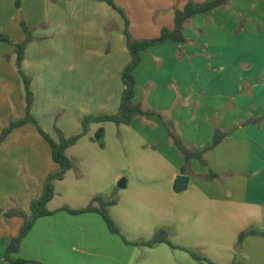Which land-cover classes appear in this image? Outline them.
Returning <instances> with one entry per match:
<instances>
[{"label": "crops", "instance_id": "crops-1", "mask_svg": "<svg viewBox=\"0 0 264 264\" xmlns=\"http://www.w3.org/2000/svg\"><path fill=\"white\" fill-rule=\"evenodd\" d=\"M18 1L19 5L17 0H0V32L23 42L26 35L20 15L32 29L34 40L26 47L22 71L31 78L32 115L38 124L53 138L46 118L51 121L55 116V94L61 97L59 109L66 110L61 118L66 122L61 127L65 136L80 133L79 121L88 113H117L125 88L122 73L131 60L120 13L104 0ZM188 1H174L171 7L182 9ZM82 20L89 26L101 24L98 32H84L83 42L77 27ZM49 22L52 27L47 29ZM68 23L70 27H65ZM106 23L115 28L108 34L102 31ZM160 23L161 29H172L174 15L168 14ZM184 33L183 43L168 39L142 52L134 69V100L172 120L190 147L209 145L218 129L226 136L206 154L207 165L198 159L186 164L158 116L134 115L129 125H134L138 141L144 144L147 164L160 173L136 178L128 206L120 210L131 229L113 216L129 242L149 240L158 229L166 228L177 247L133 245L112 233L96 211L62 210L89 203L51 207L57 184L70 169L64 179L55 181V196L48 203L54 213L36 221L16 256L44 264H199L186 248L218 264H264V0H231L225 8L199 13ZM136 34L132 36H153ZM51 40L64 44L51 49L58 63L47 59ZM16 59L15 45L0 40V133L10 119L23 116L26 105ZM93 140L89 127L66 151L70 157L82 144L76 152L79 161L93 157L88 188L80 177L71 190L82 202L88 198L90 202L95 195L111 199L113 184L124 180L119 174L111 183L105 176L106 154ZM58 169L49 143L34 123L14 129L0 143V208L29 213L31 201L41 195L47 177ZM179 175L188 176L189 181L185 190L176 192ZM124 182L126 188L129 180ZM125 197L121 194L110 210L120 207ZM22 224L21 217L6 219L0 212V264H11L4 252Z\"/></svg>", "mask_w": 264, "mask_h": 264}, {"label": "trees", "instance_id": "trees-1", "mask_svg": "<svg viewBox=\"0 0 264 264\" xmlns=\"http://www.w3.org/2000/svg\"><path fill=\"white\" fill-rule=\"evenodd\" d=\"M114 9L118 10L122 17L125 19V27L123 33L127 38V48L131 55V60L124 67L122 73V79L125 85L123 90L119 110L115 114H99V115H87L82 119V131L70 137H61L58 141L53 139L37 122L32 115V108L34 104V92L31 89V78L26 76L22 71V63L25 59V50L27 45L34 40L32 29L29 28L25 21L22 20L21 25L26 38L23 42L16 43L9 36L0 32V40L14 44L16 47L17 59L16 67L21 73L26 91V105L24 114L18 119H10L8 124L3 128L0 133V143L3 142L8 135L16 128L25 125L28 122L34 123L40 135L49 143L51 147L52 159L59 166V169L52 172L47 177L43 191L41 195L34 198L30 204V212L27 213L21 208H13L7 211H3L0 208V212L4 213L6 219L14 216H19L23 219V224L19 230L17 236L10 239L5 252V261L11 264H44L40 261L29 260L26 258L18 257L16 254L20 251L23 238L31 231L36 221L43 216L52 215L54 211L49 210L48 203L55 196V181L64 179L67 171L73 168V161L68 157L66 151L69 147L75 145L80 137L88 132L89 125L92 122L112 121L118 124L129 125L133 116L140 115H156L158 116L164 125L166 126L170 140L172 144L181 152L185 163L188 164L193 159H198L203 165H207L206 154L219 144L226 136L221 130H216L212 142L202 149H197L187 145L182 137L175 130V123L172 120H166L164 116L150 109H144L142 105L134 100L136 93V85L134 78V69L139 64L142 52L151 47L152 45L163 43L168 39L183 43L186 41L185 28L190 20L199 13L208 12L218 8L227 7L231 0H205L203 2H195L189 0L182 9H176L174 13V27L163 28L161 34L155 38H134L129 32V20L121 8H119L113 0H106ZM19 5V1L17 0ZM185 169H183L184 171ZM117 199H105L102 195H95L91 198L89 204L84 208H71L65 206L62 210H65L71 214H82L86 212L96 211L100 213L106 222L109 230L120 235L127 243L133 245H144L152 247L159 243H168L173 247L175 246L169 239L168 231L165 228L158 229L149 240H140L135 242H129L123 235L119 225L111 217L109 213V207L115 205ZM250 233L258 234L257 230H251ZM190 253V255L198 261L199 264H218L203 256L196 250L183 248Z\"/></svg>", "mask_w": 264, "mask_h": 264}, {"label": "rangeland", "instance_id": "rangeland-1", "mask_svg": "<svg viewBox=\"0 0 264 264\" xmlns=\"http://www.w3.org/2000/svg\"><path fill=\"white\" fill-rule=\"evenodd\" d=\"M113 1L119 8L123 10L127 19L129 20V32L131 35H133V33H137L136 35H140L143 37L147 35H153L149 38H155L161 34V31L163 29V28L161 29L159 26V24H161L160 22L168 14L174 15L175 10L177 8H175L174 6L173 7L171 6L173 5L172 3L174 1H179V0H128V1L113 0ZM124 1H126L127 6L123 4ZM116 11L119 13L118 10ZM20 17H22L21 19L25 21V19L23 18V15H20ZM122 19H123V29H124L125 19L123 17ZM64 26L70 27V23H68V25L64 24ZM100 26H101L100 23L99 24L93 23V24H90L89 26L87 25L86 22H84V20L78 22L77 27H78L79 37L81 38V41L82 42L84 41L83 40L84 32H87L88 30L98 32V30L100 29ZM50 27H52L51 22L48 23L47 29H50ZM114 29L115 28H113V23L111 24L106 23L104 25V28H102V31L106 30L105 32L107 33V31L109 32L110 30L112 31ZM123 29H122V32H123ZM53 33L54 32L51 33L52 39L55 36ZM61 39H62V42H64V39L62 38V36H61ZM50 42L51 44H49V47L47 49L48 62L58 63L57 60L59 59L55 58V52L52 53L51 49H53L52 47L54 48L55 47L57 48L59 46L61 47V45L64 47V44H60V41H55V40H51L49 41V43ZM56 89L58 90L59 88L57 87ZM61 96L65 97V95H62V94ZM54 98L57 100V102L55 100L54 105L58 106L55 108V111H54L55 116H53L51 121L49 120V118L48 119L46 118V120L51 124L53 139L58 141L62 136L70 137V136H73V134L69 136H65L64 131L61 127H64L66 122L65 120H61V118L65 115L66 110L65 108H62L61 110L59 109L61 105L60 103L61 97H57V95L55 94ZM107 113L108 112H101V114H107ZM87 115H99V114L95 112L94 114L88 113L85 116ZM83 118L84 116L82 117V119ZM59 122L61 126L58 124ZM70 126H73V125L70 124ZM79 127L80 128L82 127V120L79 121ZM89 127L92 128V138L94 139L93 141L96 144H98V147H100V149H103V151L106 154V159L108 163L105 166V170H104L105 176L109 177V180L111 183H113L114 178L119 174H122V177H121L122 179L129 180L128 186L123 189L118 187V182L113 184V187L111 188L112 189L111 199L115 198L118 200L121 194H125L126 197H125V200L121 202L120 207L113 208L112 210H110V207H109V213L112 218L113 216L119 218L122 224L124 225V227H126L127 229H131L128 223L123 222L122 211L120 210H122L121 208H126L128 206L127 196L131 193L133 194V192L135 191L136 178L138 176H146L147 178V176H151L150 174H154V172L160 173L159 169H157L156 167L149 166L147 164L146 162V160H148L147 152L143 150L144 144H141L138 141L135 135V132L133 131L134 125H123V124H118L112 121H102V122H92L90 123ZM81 146L82 144L77 145V147L70 152L69 158L73 161V164H74L72 171L68 173V175L66 176V179L63 182H60L57 184V197L53 201L51 207H54L56 205H64L65 203H76V204L82 203V205H87L89 203V200H88L89 198L85 200L86 202L84 201L82 202L81 200L78 199L76 195H74L73 192H71V190L75 186L76 180H78L80 177H82L80 179H82L81 182L83 183V185L88 188L86 184L89 183V179L91 178V176H93L91 175L93 173V170H92L93 157L89 155L84 160V162H81V160L79 161V159L77 158L76 152L80 150ZM139 166H141L140 168L143 167L142 170L145 173L142 172L141 174L139 172L140 171L138 169ZM175 194L180 195L183 193H175ZM175 229H176L175 227L172 228V233L176 232Z\"/></svg>", "mask_w": 264, "mask_h": 264}, {"label": "water", "instance_id": "water-1", "mask_svg": "<svg viewBox=\"0 0 264 264\" xmlns=\"http://www.w3.org/2000/svg\"><path fill=\"white\" fill-rule=\"evenodd\" d=\"M188 181H189V177L188 176H186V175H179L177 177L174 190L176 192H180V191L185 190L186 187H187ZM124 183H125L124 180H121L118 183V187L123 188L124 185H125Z\"/></svg>", "mask_w": 264, "mask_h": 264}]
</instances>
